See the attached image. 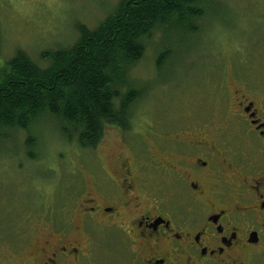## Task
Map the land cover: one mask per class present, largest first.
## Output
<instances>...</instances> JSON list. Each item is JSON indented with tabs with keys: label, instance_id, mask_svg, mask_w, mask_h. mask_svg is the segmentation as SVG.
I'll return each mask as SVG.
<instances>
[{
	"label": "rangeland",
	"instance_id": "rangeland-1",
	"mask_svg": "<svg viewBox=\"0 0 264 264\" xmlns=\"http://www.w3.org/2000/svg\"><path fill=\"white\" fill-rule=\"evenodd\" d=\"M120 1L0 0V61L23 50L37 65L47 67L50 62L43 52L71 46L78 23L95 27ZM203 9L192 33L158 30L145 40L146 51L128 79L141 92L129 110L128 128L108 125L96 148L68 140L49 116L29 130L3 131L0 264L31 259L40 238L31 227L47 215L52 200L61 205L63 193L95 183L102 172L120 175L118 163L130 149L157 153L162 138H175L187 128V116L197 109L217 110L211 93L264 87V0H204ZM164 50L168 57L159 63ZM236 71L245 78L232 77ZM254 74L260 79L251 78ZM17 228L20 239L13 237Z\"/></svg>",
	"mask_w": 264,
	"mask_h": 264
},
{
	"label": "flooded vegetation",
	"instance_id": "flooded-vegetation-1",
	"mask_svg": "<svg viewBox=\"0 0 264 264\" xmlns=\"http://www.w3.org/2000/svg\"><path fill=\"white\" fill-rule=\"evenodd\" d=\"M211 95L217 110L187 116L157 153L130 149L120 175L52 200L15 264H264V87Z\"/></svg>",
	"mask_w": 264,
	"mask_h": 264
},
{
	"label": "trees",
	"instance_id": "trees-1",
	"mask_svg": "<svg viewBox=\"0 0 264 264\" xmlns=\"http://www.w3.org/2000/svg\"><path fill=\"white\" fill-rule=\"evenodd\" d=\"M204 0H121L93 28L78 23L68 47L41 54L40 67L23 50L0 61V135L29 130L44 116L55 120L68 140L96 148L105 128H128L129 110L141 92L129 83L133 65L155 31L192 33L204 16ZM168 57L161 52L159 63ZM29 147L34 146L32 136Z\"/></svg>",
	"mask_w": 264,
	"mask_h": 264
}]
</instances>
